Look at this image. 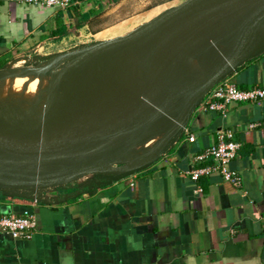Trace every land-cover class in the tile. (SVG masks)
Wrapping results in <instances>:
<instances>
[{
	"label": "crops",
	"instance_id": "1",
	"mask_svg": "<svg viewBox=\"0 0 264 264\" xmlns=\"http://www.w3.org/2000/svg\"><path fill=\"white\" fill-rule=\"evenodd\" d=\"M128 3L82 0L50 9L0 0V71L96 41L129 20L122 16ZM224 80L239 90H264V51ZM220 130L240 144L230 163L239 188L217 175L197 182L185 176L211 165L193 158L217 142ZM127 167L106 168L113 173L105 172L111 177L104 181L0 187V217L28 211L37 223L30 240L0 232V264H264V99L229 104L225 116L199 106L149 164L129 174Z\"/></svg>",
	"mask_w": 264,
	"mask_h": 264
},
{
	"label": "rangeland",
	"instance_id": "2",
	"mask_svg": "<svg viewBox=\"0 0 264 264\" xmlns=\"http://www.w3.org/2000/svg\"><path fill=\"white\" fill-rule=\"evenodd\" d=\"M129 1L130 3L124 5L127 7V13L122 15L131 16L129 20L97 36L96 41L51 56H38L26 62L18 60L2 69L0 114L22 128L75 115H84L101 121L108 108L105 104L113 99L112 91L117 94L114 76L119 69L121 56L136 43L145 39V35H140L141 27L152 25L184 2L187 6L188 2V0ZM217 2L219 0H213L211 5ZM197 6L187 8L195 9ZM261 16H264V6L255 18ZM239 17L240 14H235L231 20L222 25L218 34L220 40L215 44L216 46L226 42L227 37L239 28L243 21ZM175 21L179 22V20ZM181 22L187 23V20ZM205 28L207 31V27ZM206 31L204 33L198 31L190 46L196 45L197 38L200 41L204 37L203 48L215 46L212 44L216 39L215 26L209 32ZM161 32V37L164 38L161 41L165 45L160 49L145 52L141 59L133 64L127 76V84L133 88L134 99L139 104H141L140 88L152 75L160 71L158 68L160 63L163 62L166 66L173 60L177 45L179 51L187 42L171 27H165ZM167 37H176V39H167ZM109 40H115L116 44L98 47ZM96 46L98 48L94 50ZM225 50L207 51L187 66L161 78L160 87L163 89L164 97L177 96L180 101L193 97L208 73L211 55L217 60L214 63L217 62L219 65ZM187 51L189 55V50ZM122 86L123 82L121 88ZM142 90L145 94L146 86ZM155 95L154 90V99ZM121 98L123 102L124 89ZM185 112L184 107H161L142 120L135 132L126 138H123L122 133L127 124L113 128L109 136L102 141L75 146L64 151L62 144L48 149L0 144V182L30 175L43 176L40 187L29 186L24 189L21 188L22 186L16 187L17 190L31 191L41 189L42 186L59 184L82 173H84L82 177L77 179L103 178L104 181L111 177L105 173L111 171L106 169L109 167L128 165L123 169L128 174L137 166L140 168L153 160L168 135L182 123ZM133 127L130 126L128 129L132 131ZM86 129L82 126H74L67 128V131L83 133Z\"/></svg>",
	"mask_w": 264,
	"mask_h": 264
},
{
	"label": "water",
	"instance_id": "3",
	"mask_svg": "<svg viewBox=\"0 0 264 264\" xmlns=\"http://www.w3.org/2000/svg\"><path fill=\"white\" fill-rule=\"evenodd\" d=\"M263 6H264V0H244L243 2H239L238 0H220L212 9L201 12L196 9L187 8L186 2H184L182 5L176 7L167 15L155 21L152 25L147 26V27L142 26L140 35H145V39L136 43L134 46H132L128 51H126L121 56L118 68L121 74L123 75L124 81H125L124 101H123V105L121 109L115 115H113L109 119L102 120V121L94 120L84 115H81V116L75 115V116H70V117H67V118H64L58 121L42 122L41 130H39L33 136H24L20 134L7 135V134L0 133V144L1 145H11V146L37 145V146H46V147H52L54 145L62 144L64 145V148H63V151H64L66 149L73 148L80 144H94L96 142L102 141L109 136V132L114 127H116L118 124L122 122H127V126L122 133L123 138H126L128 135L130 136L133 132H135L137 125L142 120L147 118L151 113H153L155 110L161 107H184L186 108V112L184 114L182 123L170 135H168L167 139L175 133H180L185 128V125L188 119L190 118L192 112L197 107H199L201 102L204 100L207 94L212 90V88L216 84L224 80V78L232 70L237 68L236 67V68L228 69L231 63V60L233 58L234 48L240 42V40L247 33H249V31L254 27L255 17L258 11ZM238 13L245 14L244 23L241 24L236 31H234L231 35L227 37V49L225 50V54L223 55L221 64L218 65L217 63H214L213 61L214 55H211V62L209 64L208 73L204 81L199 86V89L196 92V94L191 98H185L183 101L178 100L177 96L168 97V98L164 97L163 89H161L160 87V80L158 78L159 74L168 72V71H177V69L180 66L179 62H180L182 53L187 48V46L189 47L192 40L195 38L196 33L202 27H207V32H209L212 29V27L215 26L214 33L216 34V39L213 41L212 44L214 45L217 44L220 40L218 37V34H219V31L223 23L232 15L238 14ZM175 20H179V21L187 20V23H184V22L182 23L193 25L192 32L190 33L189 37L186 39L187 42L183 45V47L186 46V48L183 49V47H181V49H179V51L177 52L176 57L173 60L172 64L164 66L161 69V71H159V73L155 75L153 81H154V86L156 88L155 89L156 95H155V99L152 102V104H150L149 106L141 105L137 103V101L134 99L133 88L131 87V85L127 84L128 63H130L131 60L136 55L142 52H147V51H150L151 49L162 48L163 45H165V43L161 41V39L164 40V38L161 37L160 33L163 29H165V27L169 23L174 22ZM102 44L98 45V47H101L104 45L113 46L116 44V41L109 40ZM98 47L96 46L94 50H97ZM222 65L223 67H221ZM74 126H82L84 128H87L90 130V133L88 135H80L77 133H71L67 131V128L74 127ZM130 126H134L132 131L128 129V127ZM53 132H61L62 137H54V138L49 137V135ZM109 168L115 169L116 167H109ZM137 169L139 168H136L133 171H136ZM83 174L84 173L76 175V176H72L66 181H63L59 184L69 182L71 179L74 180V178L77 179L79 177H82ZM122 176H125V175H122ZM41 179L42 178H38L33 182L24 183L20 185L0 183V187L16 188L18 186H22L21 188L23 189L29 186L40 187ZM52 185H58V184H52ZM44 187L46 186H42V188ZM34 190L36 189H33L31 191H34Z\"/></svg>",
	"mask_w": 264,
	"mask_h": 264
},
{
	"label": "built area",
	"instance_id": "4",
	"mask_svg": "<svg viewBox=\"0 0 264 264\" xmlns=\"http://www.w3.org/2000/svg\"><path fill=\"white\" fill-rule=\"evenodd\" d=\"M14 2L15 0H10ZM24 5L45 7L50 9H66L79 5L82 0H20ZM264 99V90H239L226 80L216 84L199 105L204 111H217L222 116L227 112V106L232 103H256ZM249 125L247 128H253ZM195 137L188 136V142L193 143ZM240 144L233 140L231 131H218L217 142L193 158L194 164L210 161L211 165L194 168L185 173L192 182L201 177L217 175L220 179L234 188H239L241 180L239 174L230 168V163L236 157ZM35 216L24 211L20 216L0 217V232L12 239L30 240L36 231Z\"/></svg>",
	"mask_w": 264,
	"mask_h": 264
},
{
	"label": "bare ground",
	"instance_id": "5",
	"mask_svg": "<svg viewBox=\"0 0 264 264\" xmlns=\"http://www.w3.org/2000/svg\"><path fill=\"white\" fill-rule=\"evenodd\" d=\"M211 2H213V0H189L187 2V7H195V6L198 5L195 9L198 10V11L203 12V11H207V10L213 8L214 5L212 6ZM238 14H240V17L243 19V21L241 23V24H243L244 21H245V14L244 13H238ZM234 15L229 17L224 23H226L229 20H231ZM166 27L173 28L174 32H176L179 35H182L184 40H186L189 37V35H190V33L192 32V29H193V25L192 24H184L181 21H179V22H176V21L171 22ZM205 31H206L205 27H202L199 30V32H201V33H204ZM206 33H207V31H206ZM174 38L176 39V37H170V38L167 37V39H172V40ZM204 40H205V37L202 40H200V41H198V38H197L196 39V41H197L196 45H194L193 47H191L189 45V47L184 50V52L182 53L180 62H179V65H180L179 68L187 66L194 59H196V58L200 57L201 55L205 54V52H207V51H210V50H213V49H217L218 52H221L223 49L225 50L227 48V41L222 43V44H220V45H217V46L215 45V46L203 48ZM222 46H225V47H222ZM178 48H179V46L177 45L175 47V49H174L175 52H174L173 60L176 57V54L178 52ZM187 50H189V55H188V51ZM262 51H264V16L263 17L261 16L260 18H255L254 27L235 46L234 51H233V58L231 60V63L229 65L228 69H231V68L236 67V66H240L246 60L250 59L251 57H254L255 55H257L258 53H260ZM144 53L145 52H142V53L136 55L131 60V62L128 63L127 76L130 73V71L132 70L133 64L135 62H137V60L141 59V57L144 55ZM209 53L213 54V52H209ZM187 55H188V58H187ZM173 60L168 65L172 64ZM215 60L216 59H214L213 61H215ZM164 66L165 65L163 64V62L159 64L158 68H160V71H161V69ZM174 72L175 71H168V72L160 73L158 78L160 80L164 76L172 74ZM157 73H159V71ZM157 73L152 75L148 79V81L140 88L139 92H140V95H141V105L149 106L154 101V90H155L154 87L155 86H154L153 77H155V75ZM122 82H123V86L121 88ZM114 86H115V89L117 90V94H115L112 91L113 99L105 104V107L107 106L108 108L106 110L107 112L105 111V116L101 119V121L111 118L122 107V103L123 102H122L121 95H122L123 89L125 87V81H124L123 75L121 76V72L119 71V69H117L116 72H115ZM144 86H146L145 94L143 93V90H142ZM41 123L39 122V123H37V125H29V126H26L25 128H22L21 126H17L13 122H11L7 117H5V116L0 114V133L7 134V135L20 134V135H24V136H33L39 130H41ZM126 124H127V122H122V123L118 124L116 127H122V126H124ZM71 133H75V132H71ZM89 133H90V130L86 129V130H84L83 133H77V134L88 135ZM49 137H51V138L52 137L53 138L54 137H62V134H61V132H53V133H51L49 135ZM80 145H86V144H80ZM77 146H79V145H77ZM33 147H35V148H43V149H48L49 148V147H46V146H37V145H34ZM42 177L43 176H41V175L40 176L30 175V176H23V177H21L19 179H16V180L7 181V182H0V183L1 184H24V183L33 182L36 179L42 178Z\"/></svg>",
	"mask_w": 264,
	"mask_h": 264
},
{
	"label": "flooded vegetation",
	"instance_id": "6",
	"mask_svg": "<svg viewBox=\"0 0 264 264\" xmlns=\"http://www.w3.org/2000/svg\"><path fill=\"white\" fill-rule=\"evenodd\" d=\"M217 3H218V2H217ZM215 5H216V3L214 4V6H215ZM214 6H213V7H214ZM236 21H237V20H236ZM236 21H234V22H236ZM234 22H233V23H234Z\"/></svg>",
	"mask_w": 264,
	"mask_h": 264
}]
</instances>
